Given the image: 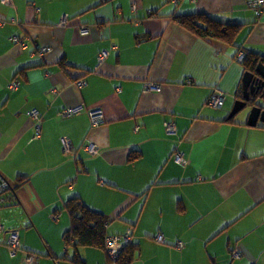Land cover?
Here are the masks:
<instances>
[{"label": "crops", "instance_id": "0c3cea01", "mask_svg": "<svg viewBox=\"0 0 264 264\" xmlns=\"http://www.w3.org/2000/svg\"><path fill=\"white\" fill-rule=\"evenodd\" d=\"M194 12L239 25L236 45L174 19ZM0 21V172L11 183L28 176L5 193L13 206L0 209V264H27L26 252L45 254L33 264H74L76 252L111 264L103 249L64 245L75 195L107 215L109 235L131 228L129 264H264V123L242 113L250 99L230 116L245 72L234 56L264 57V16L246 0H0ZM214 91L225 94L222 107L208 104ZM69 107L77 111L62 115ZM96 109L105 118L97 126ZM10 230L19 231L16 254L5 245Z\"/></svg>", "mask_w": 264, "mask_h": 264}, {"label": "trees", "instance_id": "16d2710c", "mask_svg": "<svg viewBox=\"0 0 264 264\" xmlns=\"http://www.w3.org/2000/svg\"><path fill=\"white\" fill-rule=\"evenodd\" d=\"M174 16V19L177 20V22L185 30L196 35L197 37L207 40H219L224 44L236 45L237 36L240 33L239 25H231L222 22L204 12L175 14ZM240 51L243 50H238L234 58L237 57ZM243 52L245 56L240 63H242L244 71H254L257 63H264V57L260 56L258 53L249 50ZM62 64L63 66H67L68 63L62 61ZM256 97H262L264 100V88L259 90L257 94L255 93V95L251 96L250 98L251 104H258L264 107V103H262L261 100H256ZM137 156H139L138 152H133L131 160H134ZM19 178L20 179L17 180V183H11V189H13V191L15 190V188H17L16 186H19L20 184L25 182L28 179V176L21 175ZM12 204L13 202L6 198L4 201L0 202V209L10 207ZM64 209L68 212L71 222L70 228L63 235L64 245L67 248L74 247L77 249L78 247L83 246L105 250V239L109 235V233L107 232V224L109 222V218L107 217V215H105L101 211L91 208L77 195L71 197L65 203ZM55 214L57 213H53L51 217L54 218L53 215ZM7 242L8 239L5 243L6 246ZM131 243L125 245L122 253L116 261L117 264H129L132 261V259L134 258V254ZM37 254L40 255V258L45 256V254L39 252ZM47 254L51 255L50 253ZM54 258L56 259V261H58L59 259H66L67 255L65 253L59 258ZM70 260H72L74 264H86L85 261L80 258L78 252H76L75 255L70 258ZM108 261H110L109 257Z\"/></svg>", "mask_w": 264, "mask_h": 264}, {"label": "built area", "instance_id": "2783aa9c", "mask_svg": "<svg viewBox=\"0 0 264 264\" xmlns=\"http://www.w3.org/2000/svg\"><path fill=\"white\" fill-rule=\"evenodd\" d=\"M175 3L178 2V0H173ZM4 4H12V0H1ZM247 6L251 8L256 17L260 18L264 16V0H246ZM135 7V6H134ZM66 21L62 20V23H65ZM2 23V21H0ZM87 29L85 27H82V30ZM13 40L18 42L20 45L24 46V43L18 39L17 37H13ZM50 50V47H41L39 48L36 53L43 55L46 52ZM109 54L108 50H103L100 52L99 59L100 61L104 60L107 55ZM244 52L240 51L236 57V60L241 62L244 59ZM85 83L84 80H79L78 84L79 86H82ZM19 85L18 82L14 81L11 83V87H17ZM147 89H160L158 84L155 83H148ZM225 102V94L222 92L214 91L210 97L208 98V104L214 107H222ZM77 110L76 108L69 107L66 109H63L61 111V114L64 116L71 115L75 113ZM29 115L34 119H39V113L37 110H31L28 112ZM90 119L92 125H99L100 123L104 122V114L101 109H96L90 112ZM165 126L169 132L175 131V124L173 122L165 121ZM40 127L38 124V133L37 136L40 134ZM63 146L66 151H70L72 146L68 138H63ZM85 150L88 151L91 154L98 153L99 148L92 144L88 143L84 146ZM176 160L179 163L186 164L187 160L184 158V156L181 153L176 154ZM11 190V182L0 172V202L4 201L6 199L5 193L7 191ZM57 214L53 215L54 218H57ZM158 241L164 242L165 237L162 234H159L156 238ZM132 241V231L131 228H129L126 232L121 234H115V235H108L105 239V250L108 254V257L110 258L111 264H117L116 261L120 254L123 251V248L125 245L129 244ZM179 248H182L184 246V243L182 241H178L177 243ZM7 246L12 254H16L19 251H22L21 242L19 238V231L18 230H10L9 236H8V242ZM234 255L239 256L240 251L238 249L234 250ZM40 258V255L34 252H26L25 261L27 264H33Z\"/></svg>", "mask_w": 264, "mask_h": 264}, {"label": "water", "instance_id": "95a60500", "mask_svg": "<svg viewBox=\"0 0 264 264\" xmlns=\"http://www.w3.org/2000/svg\"><path fill=\"white\" fill-rule=\"evenodd\" d=\"M243 99H239L235 102V105L230 113V116H234L243 107H245L250 99V93H258L261 85L264 84V63H257L255 70L245 71L243 76ZM255 95V94H254ZM257 98V97H256ZM263 99L260 97V100ZM262 102V101H261ZM261 121L264 123V107L258 104H254L251 107L248 123L250 125H257Z\"/></svg>", "mask_w": 264, "mask_h": 264}, {"label": "rangeland", "instance_id": "374dc122", "mask_svg": "<svg viewBox=\"0 0 264 264\" xmlns=\"http://www.w3.org/2000/svg\"><path fill=\"white\" fill-rule=\"evenodd\" d=\"M250 109H251V108L247 106V107H245V108L243 109L242 113H245V112H246V113H247V112L249 113V110H250ZM5 208H7V207H5Z\"/></svg>", "mask_w": 264, "mask_h": 264}, {"label": "flooded vegetation", "instance_id": "af4514ba", "mask_svg": "<svg viewBox=\"0 0 264 264\" xmlns=\"http://www.w3.org/2000/svg\"><path fill=\"white\" fill-rule=\"evenodd\" d=\"M262 88H264V84H263V85H261V87H260V89H259V90H261Z\"/></svg>", "mask_w": 264, "mask_h": 264}]
</instances>
